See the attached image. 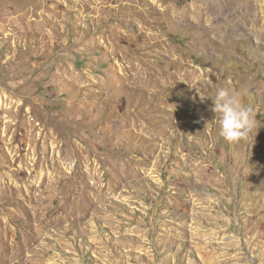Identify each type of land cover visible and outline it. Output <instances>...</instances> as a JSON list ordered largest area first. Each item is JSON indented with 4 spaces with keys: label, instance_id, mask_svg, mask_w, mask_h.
Instances as JSON below:
<instances>
[{
    "label": "rangeland",
    "instance_id": "obj_1",
    "mask_svg": "<svg viewBox=\"0 0 264 264\" xmlns=\"http://www.w3.org/2000/svg\"><path fill=\"white\" fill-rule=\"evenodd\" d=\"M0 264H264V0H0Z\"/></svg>",
    "mask_w": 264,
    "mask_h": 264
},
{
    "label": "clouds",
    "instance_id": "obj_2",
    "mask_svg": "<svg viewBox=\"0 0 264 264\" xmlns=\"http://www.w3.org/2000/svg\"><path fill=\"white\" fill-rule=\"evenodd\" d=\"M212 105L211 110L217 115L220 135L226 142L238 143L249 138L254 140L259 124L251 106L242 104L227 87L216 91Z\"/></svg>",
    "mask_w": 264,
    "mask_h": 264
}]
</instances>
